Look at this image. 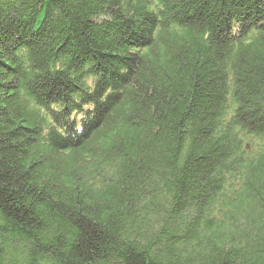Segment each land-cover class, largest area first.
Listing matches in <instances>:
<instances>
[{
    "label": "trees",
    "instance_id": "16d2710c",
    "mask_svg": "<svg viewBox=\"0 0 264 264\" xmlns=\"http://www.w3.org/2000/svg\"><path fill=\"white\" fill-rule=\"evenodd\" d=\"M0 264H264V0H0Z\"/></svg>",
    "mask_w": 264,
    "mask_h": 264
}]
</instances>
